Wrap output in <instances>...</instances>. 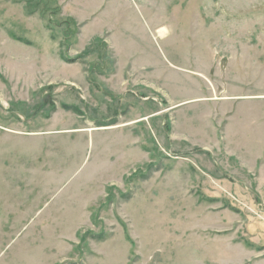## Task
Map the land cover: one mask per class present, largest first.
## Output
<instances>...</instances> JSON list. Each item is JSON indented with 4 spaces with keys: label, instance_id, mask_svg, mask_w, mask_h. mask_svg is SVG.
<instances>
[{
    "label": "rangeland",
    "instance_id": "1",
    "mask_svg": "<svg viewBox=\"0 0 264 264\" xmlns=\"http://www.w3.org/2000/svg\"><path fill=\"white\" fill-rule=\"evenodd\" d=\"M0 264H264V0H0Z\"/></svg>",
    "mask_w": 264,
    "mask_h": 264
},
{
    "label": "crops",
    "instance_id": "2",
    "mask_svg": "<svg viewBox=\"0 0 264 264\" xmlns=\"http://www.w3.org/2000/svg\"><path fill=\"white\" fill-rule=\"evenodd\" d=\"M259 152H261V153H262V149H259Z\"/></svg>",
    "mask_w": 264,
    "mask_h": 264
}]
</instances>
